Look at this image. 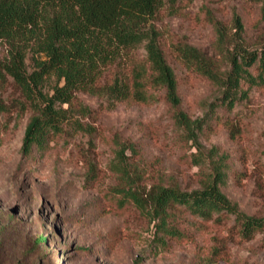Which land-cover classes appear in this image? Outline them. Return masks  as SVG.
I'll return each mask as SVG.
<instances>
[{"label": "rangeland", "instance_id": "rangeland-1", "mask_svg": "<svg viewBox=\"0 0 264 264\" xmlns=\"http://www.w3.org/2000/svg\"><path fill=\"white\" fill-rule=\"evenodd\" d=\"M146 29L178 105L152 84L144 42L110 76L145 71L143 102L78 93L62 135L29 155L31 112L0 114V264H264V72L251 67L233 106L222 102L232 57L264 47V0H164ZM10 52L0 46V61ZM37 57L24 50L27 73ZM56 85L47 77L42 94ZM0 97L24 101L11 80ZM213 185L262 227L244 236L234 215L154 201L161 189Z\"/></svg>", "mask_w": 264, "mask_h": 264}, {"label": "trees", "instance_id": "trees-1", "mask_svg": "<svg viewBox=\"0 0 264 264\" xmlns=\"http://www.w3.org/2000/svg\"><path fill=\"white\" fill-rule=\"evenodd\" d=\"M163 5L164 0H0V46L12 51L0 61V84L11 80L24 97V101L12 99L10 105L0 97V114L11 108L31 112L25 155L32 147L43 148L50 138L62 135L68 108L78 93H104L116 102H143L144 80L149 76L145 71L133 70L131 81L123 72L110 77L118 61H128L141 43H146L145 62L152 84L164 90L169 103H180L175 73L146 29ZM29 48L38 56L31 73L24 64V50ZM231 62L222 98L230 107L248 70L256 65L264 72V47L240 52ZM51 75L63 85H56L47 97L41 87ZM154 201L161 210L183 207L202 219L234 215L244 236L262 227L261 220L238 212L216 185L190 193L161 189Z\"/></svg>", "mask_w": 264, "mask_h": 264}]
</instances>
